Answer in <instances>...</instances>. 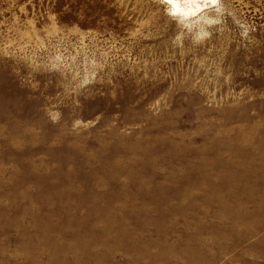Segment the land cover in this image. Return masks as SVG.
<instances>
[{
	"label": "rangeland",
	"instance_id": "rangeland-1",
	"mask_svg": "<svg viewBox=\"0 0 264 264\" xmlns=\"http://www.w3.org/2000/svg\"><path fill=\"white\" fill-rule=\"evenodd\" d=\"M0 0V264H264V0Z\"/></svg>",
	"mask_w": 264,
	"mask_h": 264
},
{
	"label": "clouds",
	"instance_id": "clouds-1",
	"mask_svg": "<svg viewBox=\"0 0 264 264\" xmlns=\"http://www.w3.org/2000/svg\"><path fill=\"white\" fill-rule=\"evenodd\" d=\"M163 12L178 25L193 29L192 23L200 16L203 4L201 0H162Z\"/></svg>",
	"mask_w": 264,
	"mask_h": 264
}]
</instances>
